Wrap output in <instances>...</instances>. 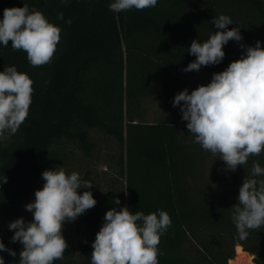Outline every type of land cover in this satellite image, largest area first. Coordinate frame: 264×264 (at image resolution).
<instances>
[{"label": "trees", "instance_id": "obj_1", "mask_svg": "<svg viewBox=\"0 0 264 264\" xmlns=\"http://www.w3.org/2000/svg\"><path fill=\"white\" fill-rule=\"evenodd\" d=\"M112 2L0 0V19L5 8L27 3L62 30L52 62L39 67L30 65L24 51H14L11 41L0 45V71L15 66L34 89L26 121L0 141V178L7 177L0 186V240L16 252L0 256L5 264H19L22 245L12 242L9 224L24 219V206L43 187L45 170L73 172L64 145L72 143L88 160L94 157L95 132L117 145L121 182L108 184L103 194L78 190L91 191L97 203L78 217L82 242L73 244L71 234L63 235L68 248L54 264H91L92 243L106 212L124 206L133 214L164 210L170 215L159 264H228L235 245L253 255L255 264H264V226L240 240L231 220L239 188L254 162L264 167V152L233 172L218 154L194 143L187 124L142 120L146 99L175 92L183 69L195 60L188 52L191 42L215 33L214 16H229L228 28L240 29L243 40H230L220 64L200 69L219 73L256 41L264 48V0H158L153 8L120 13L109 10ZM61 12L64 19L58 20ZM90 174L87 169L81 180Z\"/></svg>", "mask_w": 264, "mask_h": 264}, {"label": "clouds", "instance_id": "obj_2", "mask_svg": "<svg viewBox=\"0 0 264 264\" xmlns=\"http://www.w3.org/2000/svg\"><path fill=\"white\" fill-rule=\"evenodd\" d=\"M69 0H61L67 4ZM158 0H114L109 10L120 13L132 9L153 8ZM63 20V13H58ZM71 25L72 20L67 21ZM215 33L203 42L193 40L188 52L195 57L184 72L199 71L202 66L218 65L225 57L224 46L243 37L240 29H229L232 19L224 14L210 21ZM61 28L27 3L23 7L5 8L0 19V45L11 41L14 51L22 50L33 67L50 64L61 39ZM244 47L243 45H241ZM33 81L15 66L0 71V141L17 133L26 121L32 103ZM173 107H179L187 131L197 143L225 162L227 170L236 171L249 157L264 152V48L261 42L246 47L240 59L226 70L214 73L211 82L189 93L185 88L175 95ZM43 187L35 191V200L25 205L33 216L31 222L18 218L9 224L14 230L12 242H19V264H54L64 258L68 248L63 236L66 222H74L93 208L97 201L91 191L93 183L81 180L80 174H67L63 167L42 173ZM7 177L0 178V186ZM127 194V193H125ZM120 204L119 198L115 199ZM231 220L240 240L249 230L264 226V167L254 162L239 188L238 203L231 207ZM170 215L159 210L145 215L133 214L127 206L112 208L92 243L91 264H159L161 236L171 227ZM13 257L16 252L0 240V252ZM0 264H5L0 256Z\"/></svg>", "mask_w": 264, "mask_h": 264}, {"label": "rangeland", "instance_id": "obj_3", "mask_svg": "<svg viewBox=\"0 0 264 264\" xmlns=\"http://www.w3.org/2000/svg\"><path fill=\"white\" fill-rule=\"evenodd\" d=\"M213 74V72L203 69L182 73L173 94L169 96H152L146 99L144 108L145 113L142 120L155 122L158 119H168L187 124V121H183L181 118L182 113L180 112V108L173 107L175 95L185 88L191 93V91L198 86L207 85L211 82ZM94 137L96 139V148L94 157L91 160L86 159L72 143L63 146V153L67 156L69 168L73 172L79 173L80 177L84 175L87 169L90 170L91 174L88 176L87 180L93 183L92 188L94 190L103 194L108 192V184L116 186L121 182L119 178V164L117 161L119 149L117 145L103 135H98L94 132ZM34 200L35 197L29 200L28 203L34 202ZM23 213L25 222L29 221L32 214L26 210L25 206ZM82 231L83 225L77 218L74 222H66L64 224L63 235L71 234L73 244H79L82 242ZM241 249L242 247L238 248V252ZM244 252L247 255V261L242 264H255L253 255L246 251ZM236 254L237 253H235L233 258L237 256Z\"/></svg>", "mask_w": 264, "mask_h": 264}, {"label": "bare ground", "instance_id": "obj_4", "mask_svg": "<svg viewBox=\"0 0 264 264\" xmlns=\"http://www.w3.org/2000/svg\"><path fill=\"white\" fill-rule=\"evenodd\" d=\"M238 248L241 247H237L236 251H237V256L233 259H231L229 264H242L243 262L247 261V255L245 252L242 251V249L238 252Z\"/></svg>", "mask_w": 264, "mask_h": 264}, {"label": "built area", "instance_id": "obj_5", "mask_svg": "<svg viewBox=\"0 0 264 264\" xmlns=\"http://www.w3.org/2000/svg\"><path fill=\"white\" fill-rule=\"evenodd\" d=\"M238 247V245H235V248ZM235 253H237L236 249H235ZM233 259V258H232ZM228 264H229V261H228Z\"/></svg>", "mask_w": 264, "mask_h": 264}, {"label": "crops", "instance_id": "obj_6", "mask_svg": "<svg viewBox=\"0 0 264 264\" xmlns=\"http://www.w3.org/2000/svg\"><path fill=\"white\" fill-rule=\"evenodd\" d=\"M239 247H241L240 245H238ZM243 251V250H242ZM244 252V251H243ZM237 255V254H236ZM231 259L229 260V263H230Z\"/></svg>", "mask_w": 264, "mask_h": 264}]
</instances>
